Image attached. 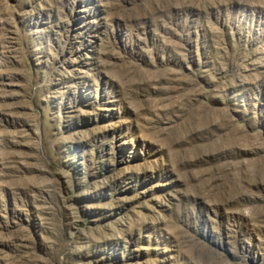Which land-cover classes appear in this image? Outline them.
<instances>
[{
  "label": "rangeland",
  "instance_id": "1",
  "mask_svg": "<svg viewBox=\"0 0 264 264\" xmlns=\"http://www.w3.org/2000/svg\"><path fill=\"white\" fill-rule=\"evenodd\" d=\"M0 264H264V0H0Z\"/></svg>",
  "mask_w": 264,
  "mask_h": 264
}]
</instances>
